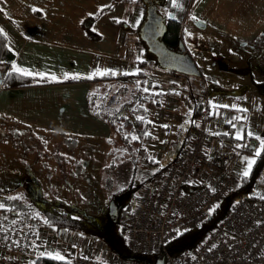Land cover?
Masks as SVG:
<instances>
[{
	"label": "crops",
	"instance_id": "crops-1",
	"mask_svg": "<svg viewBox=\"0 0 264 264\" xmlns=\"http://www.w3.org/2000/svg\"><path fill=\"white\" fill-rule=\"evenodd\" d=\"M112 0H0V29L13 52L11 63L41 80L71 82L40 83L33 86L0 88V116L32 131L51 134L102 137L109 139L111 129L94 117L88 108V94L92 88L84 81L107 72L136 73L141 62L148 74V88L160 85L165 93L162 107L180 109L188 100V85L196 78L181 77L161 68L144 54L137 28L145 9L138 4L118 3L113 9L99 14ZM164 11L167 18L182 24V42L191 54L187 41L203 39L226 45L240 44L254 47L261 54L245 95L232 91L213 94L200 66L211 100L218 110L211 122L208 146H220L215 133L233 123L241 136H264V0H175ZM39 8L41 12H33ZM104 8V7H103ZM197 19L193 20L191 17ZM94 17L92 28L98 39L87 36L82 22ZM130 26L125 29L117 21ZM214 74L224 77L222 86H237L236 75L212 68ZM218 70V71H217ZM177 73V72H176ZM188 76V75H187ZM55 77L56 79H52ZM77 77V78H73ZM226 80V81H225ZM151 84V85H150ZM211 92V93H210ZM192 99V98H191ZM171 103V104H170ZM168 128V127H167ZM251 158L247 154L235 161L240 172L247 168ZM259 196L264 198V180L258 185Z\"/></svg>",
	"mask_w": 264,
	"mask_h": 264
},
{
	"label": "rangeland",
	"instance_id": "rangeland-1",
	"mask_svg": "<svg viewBox=\"0 0 264 264\" xmlns=\"http://www.w3.org/2000/svg\"><path fill=\"white\" fill-rule=\"evenodd\" d=\"M187 44L192 52L190 55L202 69L213 94L227 91L239 96L246 94L245 90L249 88L247 84L261 58L256 48L229 42L223 45L201 38L187 41ZM212 68L232 76L235 74L241 83L230 88L222 86L224 77L214 74ZM186 103L183 100L178 110L176 107L157 109L150 105L154 122L152 128L157 139L148 144V151L152 158L160 161L159 166L167 164L179 152L182 140L179 128L182 126H178L183 124L184 114L189 110ZM116 143L114 132L110 141L95 136L43 133L24 128L0 116V193L15 196L35 210L45 205L61 204L77 218L94 224L95 234L67 230L54 232L56 241L46 242L43 246L48 256L49 253L52 256L59 253L63 259H70L75 253L84 251L111 263H140L117 254L107 243L106 233L120 223L116 218V203L109 198L106 182L111 179L114 188L136 186L156 167L147 168L142 162L135 166L130 159L123 161L115 153ZM263 180L264 177L260 183ZM257 191L258 186L252 195L259 196ZM138 194L139 190L135 195H126L127 202L134 209L137 207ZM148 264H156V261Z\"/></svg>",
	"mask_w": 264,
	"mask_h": 264
},
{
	"label": "built area",
	"instance_id": "built-area-1",
	"mask_svg": "<svg viewBox=\"0 0 264 264\" xmlns=\"http://www.w3.org/2000/svg\"><path fill=\"white\" fill-rule=\"evenodd\" d=\"M216 108L206 94L192 138L139 191L126 235L134 254L163 255L165 264H264V198L258 197L233 205L198 246L178 254L167 248L180 234L206 220L243 175L235 166L243 156L239 149H211L207 144ZM152 131L154 139L149 144L157 139ZM56 231L60 229L28 211L0 209V264H34L39 257L48 256L43 246L56 241ZM63 260L71 264H116L84 251Z\"/></svg>",
	"mask_w": 264,
	"mask_h": 264
},
{
	"label": "trees",
	"instance_id": "trees-1",
	"mask_svg": "<svg viewBox=\"0 0 264 264\" xmlns=\"http://www.w3.org/2000/svg\"><path fill=\"white\" fill-rule=\"evenodd\" d=\"M118 3L138 4L144 7V17L137 28V32L144 46V54L147 59H153L158 64L155 54L149 50L148 45L141 38L143 24L153 7L156 8V13L164 20V34L161 40L169 48L178 49L182 41V24L178 20L167 18L164 14V11L171 7L172 0H112L109 4L110 7H104L103 11H99V14L113 9ZM93 22L94 17H87L83 20L82 27L88 37L98 39L99 35L92 28ZM117 23L125 29L130 28L124 20H119ZM14 57L13 52L7 46L6 36L3 32L0 33V71L3 76L2 87L4 89L22 88L40 83L49 84L74 81L73 79L62 81L41 80L33 75H20L11 70V63ZM146 66L147 61L144 60L141 62L142 69L136 73L116 74L110 71L107 74H100L84 79V81L90 82L92 85L88 94L90 113L107 123L111 129V133L114 132L117 137L118 143L116 145L118 146L115 149V153L123 161L127 159L132 160L135 166L139 162H142L147 168L150 166L156 167L152 174H147L140 184L136 186L125 185L114 188L111 179H108L106 182L109 198L116 203V218L120 223L119 226H113L106 233L107 243L117 254L130 257L142 264L154 263L158 258H162L163 255H138L131 252L128 248L127 226L133 218L134 208L127 202L126 195L129 193L135 195L158 172L164 170L173 159L167 164L159 166L160 161L152 158L148 151V144L154 139L152 131L153 119L151 117L153 112L150 109V105H154L157 109L161 108L162 98L165 96V93L160 90V85L158 84H154L151 89L148 88V74L144 70ZM171 72L181 77L196 78L198 80L188 85V93L192 100L189 96V110L184 114L183 124L178 126V128L182 126V128H179L182 135L180 151L189 142V136L194 135L198 128V120L204 104V96L208 93V88L201 78L187 76L174 71ZM144 89H148V91H144ZM216 109L218 110V108ZM140 117H143V119H140ZM146 133L150 134L145 135ZM236 135L237 130L231 122L226 123L223 132L214 134L221 147L239 149L243 154H247L251 160H255L249 176L244 177L242 175L234 189L221 200L210 216L199 226L183 232L171 241L167 247L170 253L178 254L186 248L198 246L212 230L219 226L233 205L242 199H256V196L252 195V192L264 177V150H261L260 141L256 138L243 135V139L237 140L235 138ZM133 136L138 139H132ZM261 139H264V136ZM108 140H111V136ZM257 150L261 151L260 156L255 155ZM114 165L115 163L112 164V166ZM0 205H3L0 209H5L12 213L28 211L34 214L39 221L60 230L95 234L94 224L91 221L77 218L64 209L61 204L57 206L45 205L41 209L35 210L32 206L15 196L11 197L0 193ZM34 264H71V262L69 260H55L50 256H43L36 259Z\"/></svg>",
	"mask_w": 264,
	"mask_h": 264
},
{
	"label": "water",
	"instance_id": "water-1",
	"mask_svg": "<svg viewBox=\"0 0 264 264\" xmlns=\"http://www.w3.org/2000/svg\"><path fill=\"white\" fill-rule=\"evenodd\" d=\"M163 34L164 20L156 13V8L153 7L143 24L141 38L146 42L149 50L155 54L159 66L180 74L201 77L200 69L187 52L183 42H180L178 49H171L161 40ZM2 83L3 76L0 71V88ZM156 264H165L164 258H158Z\"/></svg>",
	"mask_w": 264,
	"mask_h": 264
},
{
	"label": "snow or ice",
	"instance_id": "snow-or-ice-1",
	"mask_svg": "<svg viewBox=\"0 0 264 264\" xmlns=\"http://www.w3.org/2000/svg\"><path fill=\"white\" fill-rule=\"evenodd\" d=\"M173 6L174 7H178V5L176 4L175 0H173ZM103 7H110L109 5H105ZM103 7L100 9V11H103ZM4 9L3 8H0V12H3ZM32 11L33 12H41L42 10L39 9V8H32ZM193 20H196L197 18L195 16H192L191 17ZM0 33H2V29H0ZM12 70L20 75H31V73H28L26 70H23L19 67L16 66V64H12ZM103 74H107V73H103ZM114 74V73H113ZM73 78H77V77H73ZM88 78H91V77H88ZM52 79H56L55 77H52ZM144 91H148V89H144ZM140 119H143V117H140ZM167 127V126H165ZM150 133H146L145 135H149ZM227 135V134H226ZM249 136L252 135V133H249L248 134ZM237 140H240V139H243V137L238 133L235 137ZM132 139H138L137 137L133 136ZM257 140L260 141V148L261 150H264V139H261L260 137H256ZM239 146V145H238ZM261 154V151L260 150H257L255 155L256 156H260ZM255 163V160H249L247 162V168L243 171V176L244 177H248L249 174H250V171L252 169V166L253 164ZM0 207H3V205H0ZM211 211V210H210ZM49 256L52 258V259H55V260H63V257L59 255V253H57L55 256H52L51 253H49Z\"/></svg>",
	"mask_w": 264,
	"mask_h": 264
}]
</instances>
